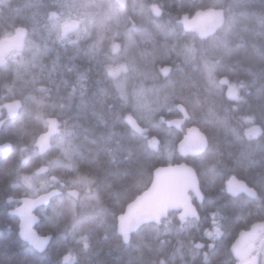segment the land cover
Segmentation results:
<instances>
[{
  "label": "trees",
  "instance_id": "1",
  "mask_svg": "<svg viewBox=\"0 0 264 264\" xmlns=\"http://www.w3.org/2000/svg\"><path fill=\"white\" fill-rule=\"evenodd\" d=\"M211 8L225 13L217 32L200 39L184 31L182 14ZM63 17L86 24L67 39ZM19 27L28 32L22 47L0 64V107L21 101L0 130V143L12 145L0 153V264H234L238 232L264 220V0H126L124 8L114 0H1L0 40ZM179 105L188 114L182 131L166 125L182 116ZM47 117L57 118L59 133L38 155ZM255 124L261 135L246 138ZM190 125L208 147L182 159L176 145ZM181 161L198 175L199 218L180 225L170 211L124 243L117 216L156 167ZM42 165L48 172L34 175ZM233 176L255 195L228 193ZM52 188L62 193L37 210L35 229L51 235L37 251L18 236L6 199ZM256 253L264 264V237Z\"/></svg>",
  "mask_w": 264,
  "mask_h": 264
},
{
  "label": "water",
  "instance_id": "2",
  "mask_svg": "<svg viewBox=\"0 0 264 264\" xmlns=\"http://www.w3.org/2000/svg\"><path fill=\"white\" fill-rule=\"evenodd\" d=\"M120 7L124 8L126 0H114ZM153 14L158 16L160 10L153 7ZM225 13L221 8H211L208 10H198L193 16L182 14L180 23L184 31H197L200 39H206L218 31L224 23ZM73 24H66L62 27V34L66 35L73 30ZM25 28H16L13 37H4L0 40V64L5 63V56L11 49L22 47L27 36ZM167 69H163L166 73ZM21 109V101L13 100L6 102L0 107V129L5 121L14 119ZM2 110L5 112L3 117ZM181 113L180 118L166 121L168 127L182 130L184 120L188 114L182 105L178 106ZM47 129L38 135L35 147L39 155L46 153L51 147V139L59 133L58 120L56 117L46 118ZM262 132L260 125H253L245 129L246 138H257ZM208 147V139L205 133L196 125L187 126L180 141L176 145V151L180 157L197 156L202 154ZM11 149L10 143L0 144V152L7 153ZM48 166L42 165L34 171L35 175L48 172ZM51 181H56L55 176L50 177ZM240 180L233 176L226 184L228 193L239 191ZM58 189H51L34 197H20L19 205L10 210V214L15 215L18 220V236L37 251L45 249L51 236H40L35 229L39 217L34 211L42 205H47L50 200L58 195ZM67 193L77 199V190H68ZM197 203L203 201V193L200 188L198 175L195 169L185 161L173 165H161L156 167L152 173L150 185L130 201L124 211L117 216L116 229L118 235L124 243H128L131 234L137 231L142 225L155 223L160 225L162 220L168 217L172 210H180L177 219L182 224L187 218L198 219L199 214L193 199ZM13 200L12 198L8 199ZM264 227V223L255 222L248 229L240 230L230 245V252L235 259L234 264H256L254 260L245 261L246 254L244 248L249 242L259 238V232ZM200 244V243H199ZM197 244V246L199 245ZM253 246L248 247V251H253Z\"/></svg>",
  "mask_w": 264,
  "mask_h": 264
},
{
  "label": "flooded vegetation",
  "instance_id": "3",
  "mask_svg": "<svg viewBox=\"0 0 264 264\" xmlns=\"http://www.w3.org/2000/svg\"><path fill=\"white\" fill-rule=\"evenodd\" d=\"M159 16V15H158ZM75 27V26H74ZM3 126V125H2ZM47 127V126H46ZM2 128V127H1ZM11 150V149H10ZM9 150V151H10ZM9 151L6 153V154H8L9 153ZM6 154H3V155H6ZM45 154V153H44ZM47 173V172H46ZM49 179H50V177H49ZM241 184H245L244 182H241ZM241 184H240V188H241ZM61 185V184H60ZM246 186H248L247 184H245ZM61 187L63 188L64 186L63 185H61ZM249 188H251L250 186H248ZM240 188H239V191H241L240 190ZM52 189H58L59 191H60V193L59 194H61L62 193V189H59V188H52ZM252 189V188H251ZM51 190V189H50ZM68 190H71V189H66L65 190V192H66V194L69 196V197H71L73 200H77L78 198H79V195H80V192L78 191V196H77V199H74L72 196H70L68 193H67V191ZM76 190V189H75ZM239 191H237V192H235V193H230V194H236V193H238ZM242 192H244V191H242ZM246 193V192H245ZM58 194V195H59ZM246 194H248V193H246ZM248 195H250V194H248ZM57 196V195H56ZM252 196H254V195H252ZM55 197V196H54ZM53 197V198H54ZM9 198H12L13 200H11V201H9L8 199ZM20 197H16V198H13V197H8L7 199H6V203L9 205L8 207H7V214L8 215H10V216H14L13 214H10V210H12V209H14L15 207H17L20 203H19V201H18V199H19ZM202 203V202H201ZM201 203H198V204H201ZM49 204V203H48ZM47 204V205H48ZM47 205H42L43 207H45V206H47ZM39 207H41V206H39ZM38 207V208H39ZM38 208L34 211V213L38 216V214H37V210H38ZM178 212H179V210H178ZM14 217H16V216H14ZM39 217V216H38ZM16 219H17V233H18V224H19V220H18V218L16 217ZM187 219H190V218H187ZM186 220V219H185ZM39 222V221H38ZM37 222V223H38ZM37 223H36V225H37ZM35 225V226H36ZM264 227L260 230V232H259V238L256 240V241H252V242H249V244L244 248V252H245V254H246V259H245V261H248V260H250V259H252V254H254L255 252H256V244H258V243H260L262 240H263V237H264ZM47 236V235H46ZM51 236V235H50ZM51 239V238H50ZM197 244H199V243H197ZM197 244H196V246H197ZM249 246H253V251L252 252H250V251H248V247ZM256 255H257V253H255ZM255 260V262H256V264H257V256H256V258L254 259Z\"/></svg>",
  "mask_w": 264,
  "mask_h": 264
},
{
  "label": "rangeland",
  "instance_id": "4",
  "mask_svg": "<svg viewBox=\"0 0 264 264\" xmlns=\"http://www.w3.org/2000/svg\"><path fill=\"white\" fill-rule=\"evenodd\" d=\"M0 2H1V0H0ZM66 24H73V25H75V30L72 32V34H73V35H77V34L81 31L82 26H83L84 24H86V22H85L84 20H83V21H79V20H69V19H66V18L63 17V18L60 19V25H59V27H58V30L61 31L62 26L66 25ZM70 33H71V32H69V33L67 34V36H66L67 39H70ZM13 54H14V50H12V51L10 52V54H9L7 57L12 56ZM122 69H123V67H121V66H117V67H112V68H110L109 70H110V72H111L113 75H117ZM233 91H235V88H234V87L229 88V89H228V94L231 95ZM152 145H154V144H152ZM240 190H241V191H244V192H246V193H248V194H250V195H255L254 190L251 189V188H249V187L246 186L245 184H241V188H240ZM258 246H259V243L256 244V248H257ZM255 253H256V252H255ZM255 253L252 254V255H253V256H252V259H255L256 256H257Z\"/></svg>",
  "mask_w": 264,
  "mask_h": 264
},
{
  "label": "clouds",
  "instance_id": "5",
  "mask_svg": "<svg viewBox=\"0 0 264 264\" xmlns=\"http://www.w3.org/2000/svg\"><path fill=\"white\" fill-rule=\"evenodd\" d=\"M258 222H260V223H264V220H262V221H258Z\"/></svg>",
  "mask_w": 264,
  "mask_h": 264
},
{
  "label": "bare ground",
  "instance_id": "6",
  "mask_svg": "<svg viewBox=\"0 0 264 264\" xmlns=\"http://www.w3.org/2000/svg\"><path fill=\"white\" fill-rule=\"evenodd\" d=\"M217 32V31H216ZM9 143V142H8ZM11 144V143H10ZM12 146V145H11ZM40 175H42V174H40ZM180 223V222H179ZM183 224V223H182ZM181 223H180V225H182Z\"/></svg>",
  "mask_w": 264,
  "mask_h": 264
}]
</instances>
